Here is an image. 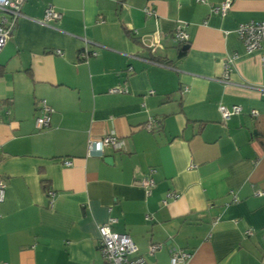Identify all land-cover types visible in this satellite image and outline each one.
Here are the masks:
<instances>
[{"label": "crops", "instance_id": "obj_1", "mask_svg": "<svg viewBox=\"0 0 264 264\" xmlns=\"http://www.w3.org/2000/svg\"><path fill=\"white\" fill-rule=\"evenodd\" d=\"M223 1L24 0L0 51V264H106L109 218L147 264L176 250L181 264H264V46L246 53L235 32L264 21V0H231L221 16ZM47 6L59 21L42 22ZM42 100L50 123L37 129ZM220 105L241 113L223 121ZM109 133L122 147L88 156L87 140Z\"/></svg>", "mask_w": 264, "mask_h": 264}, {"label": "built area", "instance_id": "obj_2", "mask_svg": "<svg viewBox=\"0 0 264 264\" xmlns=\"http://www.w3.org/2000/svg\"><path fill=\"white\" fill-rule=\"evenodd\" d=\"M24 0H0V51L3 48L9 34L15 26L16 19L21 16L20 7ZM231 5V0H224L218 7L212 8V11L225 16ZM145 14L151 15L153 12L147 8L144 9ZM61 19V14L54 10L51 6H47L43 14V23L49 21H59ZM237 36L242 41L246 53H251L255 50L260 49L264 46V21L260 22H248L238 25L235 30ZM174 40L178 44H185L188 41L187 34L180 28L177 27L174 34ZM86 43H88L86 41ZM157 43H153L149 46V51L155 53ZM56 54H60V51H55ZM96 53L84 48L79 53L82 60H86L90 57H94ZM237 55L232 54L225 57L223 60V72L220 82L227 84L229 83V76L233 70V65L237 60ZM260 68L264 72V53L259 56ZM186 89L184 88V91ZM110 93H124L126 92L123 88H112L109 90ZM41 114L35 118V127L37 129H44L49 126L50 123V113L51 109L45 103L44 100L41 101L40 105ZM221 119L227 121L232 115H238L241 113V107L238 105H232L226 107L220 105L218 107ZM250 115L255 117L257 113L251 111ZM153 126V120H149L144 128L146 130H151ZM122 147V142L120 138L114 134H105L101 138L87 140V155L91 156L93 154L102 156L105 148H112L113 150H118ZM65 166L71 165V162L65 160ZM153 170H149L148 174L139 182V184L145 190L146 196L151 194L154 187V181L151 177ZM4 183L0 179V202L4 197ZM260 194V193H258ZM173 192H167L165 195L166 202L167 199L175 198ZM48 203L51 207L53 204L54 193L47 192ZM115 220L109 218L106 223L101 224L97 227L99 235V246L100 253L106 264H147L145 260L137 254L138 250L131 238L126 234H121L113 231L110 224ZM250 231L246 232V235H250ZM159 244L150 245L148 247V253L153 254L158 248ZM189 254L182 251L176 250L170 254V264H181L187 258Z\"/></svg>", "mask_w": 264, "mask_h": 264}, {"label": "trees", "instance_id": "obj_3", "mask_svg": "<svg viewBox=\"0 0 264 264\" xmlns=\"http://www.w3.org/2000/svg\"><path fill=\"white\" fill-rule=\"evenodd\" d=\"M183 53H184L183 51H180V54H183ZM151 60H153V62H155V63L166 64L163 60L157 59L154 57Z\"/></svg>", "mask_w": 264, "mask_h": 264}, {"label": "water", "instance_id": "obj_4", "mask_svg": "<svg viewBox=\"0 0 264 264\" xmlns=\"http://www.w3.org/2000/svg\"><path fill=\"white\" fill-rule=\"evenodd\" d=\"M182 49H183V50L186 49V46H184Z\"/></svg>", "mask_w": 264, "mask_h": 264}]
</instances>
